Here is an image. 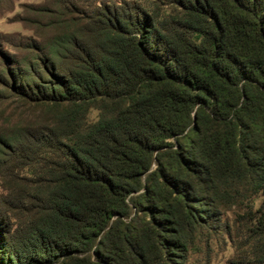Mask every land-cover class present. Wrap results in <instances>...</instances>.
Instances as JSON below:
<instances>
[{
    "label": "trees",
    "instance_id": "trees-1",
    "mask_svg": "<svg viewBox=\"0 0 264 264\" xmlns=\"http://www.w3.org/2000/svg\"><path fill=\"white\" fill-rule=\"evenodd\" d=\"M43 15L0 67V264H264V0Z\"/></svg>",
    "mask_w": 264,
    "mask_h": 264
},
{
    "label": "rangeland",
    "instance_id": "rangeland-1",
    "mask_svg": "<svg viewBox=\"0 0 264 264\" xmlns=\"http://www.w3.org/2000/svg\"><path fill=\"white\" fill-rule=\"evenodd\" d=\"M60 1L0 0V67L10 66V60H7L3 53L12 55L15 46L36 37L35 35L40 31L39 23L46 19L43 14L50 13L54 7L60 4ZM8 110V104H0V113L2 111L6 115ZM1 122H3L2 115H0V129ZM0 192L2 191L0 190ZM230 253L229 247L223 249L217 244H212L208 263L205 262V252L203 251L190 254L185 264H224Z\"/></svg>",
    "mask_w": 264,
    "mask_h": 264
}]
</instances>
